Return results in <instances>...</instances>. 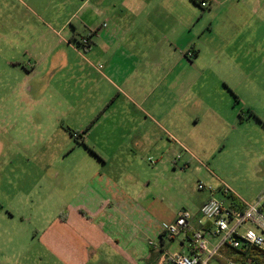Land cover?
<instances>
[{"label":"crops","instance_id":"obj_1","mask_svg":"<svg viewBox=\"0 0 264 264\" xmlns=\"http://www.w3.org/2000/svg\"><path fill=\"white\" fill-rule=\"evenodd\" d=\"M29 1L47 8L44 0ZM199 2L103 0L104 7L83 14L84 35L75 23L81 0L47 8L60 28L38 31L39 42L60 59L32 66L30 75L42 88L60 83L53 87L60 110L50 112L60 145L72 144L76 133L80 137L73 140L88 151L73 160L71 195H60V212L68 211L69 220L60 221L59 238L48 236L43 243L57 264H161L166 253L189 252L182 235L163 232L181 210L198 212L212 195L223 198V187L252 202L223 181L212 194L190 184L197 177L210 182V174L215 179L194 162L193 150L205 146V137L244 149L259 142L248 133L264 136V96L256 95L251 76L258 58L264 63V0H213L208 9ZM83 38L88 46L81 45ZM206 53L219 70L217 81L232 82L221 91L227 112L208 95L199 105L191 95L194 78L206 74L197 70L210 68ZM225 67L234 73L222 77ZM177 150L183 151L179 160Z\"/></svg>","mask_w":264,"mask_h":264},{"label":"rangeland","instance_id":"obj_2","mask_svg":"<svg viewBox=\"0 0 264 264\" xmlns=\"http://www.w3.org/2000/svg\"><path fill=\"white\" fill-rule=\"evenodd\" d=\"M25 2L29 9L18 0H0V264H57L54 258H48L53 254L43 243L48 236L59 238L60 221L69 220L68 211L60 212V195L64 190L71 195L73 160L88 151L78 147L73 136L70 138L72 144L65 141L60 145V128L55 123L54 114L50 113L60 110V94L53 89L60 83L55 80L48 89L46 85L42 88L41 83L30 75L32 66L43 68L46 62L60 59L59 52H51L39 42L37 33L60 28V19L52 15L53 9H47L58 5L60 0H44L47 8H39L29 0ZM81 4L84 5L75 23L79 33L84 35L87 31L82 23L83 14L94 8L101 9L104 4L103 0H81ZM205 63L210 68L197 71L200 75L203 71L206 74L199 81L194 78L191 92L194 102L199 105V98L208 95L227 112L228 97L222 98L221 91L224 84L232 87V82H222V78L217 81L219 70L217 65L209 64L208 53L205 54ZM253 72L251 76L257 80L255 93L264 96V63L261 58H258ZM228 73L232 75L234 70L221 69L222 77L223 74L231 76ZM196 76L199 77L195 73ZM203 78H208L206 83ZM238 81L245 89L242 81ZM248 134L257 135L259 142L244 149L229 142L213 143L205 137V146L199 145L193 150L194 162L213 173L215 179L211 174L210 182L196 176L190 189L198 191V181L213 188L223 181L247 201L264 197V136L258 130ZM200 136H205L203 130ZM176 153L180 157L183 155V151L177 150ZM156 244L160 246V243ZM121 263L105 259L92 262ZM128 264H132L131 261Z\"/></svg>","mask_w":264,"mask_h":264},{"label":"built area","instance_id":"obj_3","mask_svg":"<svg viewBox=\"0 0 264 264\" xmlns=\"http://www.w3.org/2000/svg\"><path fill=\"white\" fill-rule=\"evenodd\" d=\"M212 1L199 4L208 9ZM81 45H89L88 38ZM198 189L215 192L202 181ZM223 193V198L212 195L198 212L183 209L173 222L163 225L168 237L182 235L187 240L189 252L166 253L161 264H264V197L248 203L233 197L226 187Z\"/></svg>","mask_w":264,"mask_h":264},{"label":"trees","instance_id":"obj_4","mask_svg":"<svg viewBox=\"0 0 264 264\" xmlns=\"http://www.w3.org/2000/svg\"><path fill=\"white\" fill-rule=\"evenodd\" d=\"M228 198H231V196H228Z\"/></svg>","mask_w":264,"mask_h":264}]
</instances>
